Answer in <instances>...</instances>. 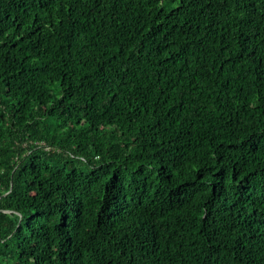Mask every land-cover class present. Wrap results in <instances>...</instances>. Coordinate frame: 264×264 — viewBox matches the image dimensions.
Returning <instances> with one entry per match:
<instances>
[{
  "label": "trees",
  "instance_id": "1",
  "mask_svg": "<svg viewBox=\"0 0 264 264\" xmlns=\"http://www.w3.org/2000/svg\"><path fill=\"white\" fill-rule=\"evenodd\" d=\"M0 264H264V0H0Z\"/></svg>",
  "mask_w": 264,
  "mask_h": 264
}]
</instances>
